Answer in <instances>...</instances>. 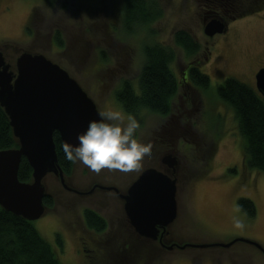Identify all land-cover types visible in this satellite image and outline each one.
I'll list each match as a JSON object with an SVG mask.
<instances>
[{"label": "rangeland", "instance_id": "374dc122", "mask_svg": "<svg viewBox=\"0 0 264 264\" xmlns=\"http://www.w3.org/2000/svg\"><path fill=\"white\" fill-rule=\"evenodd\" d=\"M218 1L156 0L160 16L127 30L121 0H0V48L12 66L21 50L42 53L78 82L99 112L111 108L127 117L115 91L124 81L136 89L145 45L170 47L178 80L172 110L168 116L144 112L137 121L136 137L151 145L150 157L131 173L108 169L97 173L76 162L70 182L78 188L94 182L124 187L143 169L158 167L159 157L176 145L184 173L170 238L179 244L241 238L264 247V173L244 168L237 173L242 137L233 112L215 95L216 87L228 77L256 90L254 75L264 68V0H228L232 9L224 16ZM214 17L223 19L226 30L208 37L203 27ZM177 31L190 34L198 46L194 53L175 44ZM190 64L209 77L206 91L194 88L188 77V88L179 84L182 68ZM230 168L236 172L227 173ZM44 183L52 206L33 225L53 245L59 234L63 264H264V254L243 242L227 248L171 251L139 242L120 227L121 204L112 194L95 192L78 198L52 174ZM241 197L254 203L252 219L237 207ZM84 208L103 217L106 230L88 229L81 214ZM236 219L244 222L242 229L234 226Z\"/></svg>", "mask_w": 264, "mask_h": 264}, {"label": "water", "instance_id": "95a60500", "mask_svg": "<svg viewBox=\"0 0 264 264\" xmlns=\"http://www.w3.org/2000/svg\"><path fill=\"white\" fill-rule=\"evenodd\" d=\"M225 30L226 24L217 17L209 19L203 27L208 37ZM254 80L256 91L264 99V68L257 70ZM0 108L17 144L0 150L2 209L30 222L39 219L47 209L44 196L49 195L44 181L52 174L65 191L78 198L91 196L95 189L117 193L123 201L125 219L138 237L161 242L165 228L173 227L179 213V187L175 177L160 166L174 169L176 158L171 153L159 157L158 167L143 169L122 193L109 183L96 184L87 191L72 187V175L65 176L57 163L53 134H58L61 144H77V133L90 120L99 119V110L78 82L58 64L42 53L21 50L12 66L0 48ZM22 158L31 168L27 182L17 176ZM236 242L252 245L264 254V247L257 242L241 238L228 243L169 244L166 250L175 246L179 250L227 248Z\"/></svg>", "mask_w": 264, "mask_h": 264}, {"label": "trees", "instance_id": "16d2710c", "mask_svg": "<svg viewBox=\"0 0 264 264\" xmlns=\"http://www.w3.org/2000/svg\"><path fill=\"white\" fill-rule=\"evenodd\" d=\"M121 16L127 30L136 23L148 24L160 16L156 0H121ZM55 40L60 43L59 34ZM174 42L186 53H194L198 46L187 31L174 33ZM145 63L141 68L137 87L124 81L115 91V98L124 111L139 121L144 112H154L168 116L171 112V99L175 96L178 80L172 70L175 60L173 50L162 44L143 47ZM188 80L194 88L206 91L209 77L198 67L188 69ZM216 97L233 112L238 131L242 137L241 163L246 170L264 173V99L260 94L236 78L228 77L215 90ZM57 163L63 174L68 176L72 162L64 158L62 144L58 134H53ZM17 147L12 137L8 119L0 108V150ZM230 168L227 173H235ZM18 179L27 182L31 177V168L22 158L19 164ZM43 202L47 208L52 206L49 195ZM237 207L252 219L256 209L249 198H238ZM82 217L88 229L101 233L106 230V221L97 212L82 209ZM55 245L48 242L34 227L33 222L20 216H14L0 207V264H63L59 252L62 242L59 234L55 236Z\"/></svg>", "mask_w": 264, "mask_h": 264}, {"label": "clouds", "instance_id": "9594fccd", "mask_svg": "<svg viewBox=\"0 0 264 264\" xmlns=\"http://www.w3.org/2000/svg\"><path fill=\"white\" fill-rule=\"evenodd\" d=\"M98 117L77 133V144H62L64 158L72 163L80 162L97 173L101 169L137 172L141 161L149 158L151 153V145L136 137L140 124L132 116L125 117L111 108L98 112ZM234 226L242 229L244 222L236 219Z\"/></svg>", "mask_w": 264, "mask_h": 264}, {"label": "flooded vegetation", "instance_id": "af4514ba", "mask_svg": "<svg viewBox=\"0 0 264 264\" xmlns=\"http://www.w3.org/2000/svg\"><path fill=\"white\" fill-rule=\"evenodd\" d=\"M218 5L220 7H222V11H221V14L222 16H224L226 13L230 12L231 9H232V4H230L228 2V0H219L218 1ZM221 19V18H220ZM223 20V19H222ZM197 67V65L195 64H190V65H186L185 67L182 68V71H181V80L179 81V84L183 87H187L188 88V81L186 80V77H187V72H188V69L191 68V67ZM185 68V69H184ZM184 69V70H183ZM165 136V135H164ZM165 153H171L175 158H176V165L174 166V169H169L167 167H165L164 165H160L161 168L164 169V171L166 173H168L171 177H175L176 179V183H177V186L178 183L180 182L179 179L182 178L183 176V173H184V165L183 163L181 162L180 160V150L177 148V146L175 145V148H171V149H167ZM158 158V157H157ZM158 160V159H157ZM160 160V159H159ZM158 160V161H159ZM72 166H73V163H72ZM71 172L70 174L68 175L69 177L71 176ZM96 184H99L98 182H94V183H91L87 188H80L82 191H87L89 190L90 188H92L94 185ZM131 183L125 185L124 187H121V186H116V188L119 190L120 193H122L123 191H126L127 188L129 187ZM74 186V188H76L77 186L73 185L72 184V187ZM78 188V187H77ZM178 188V187H177ZM97 190L99 189H95L92 191V193L90 195H92L93 193L97 192ZM178 190V189H177ZM106 193H109V194H114L115 198L119 201V203L121 204V212L123 213L122 215V220L123 222L120 223V225H123V226H120L121 228H123L124 230L128 231L129 234H131L130 236L133 235V239L135 240H138L139 242H148V243H151V244H157L159 247H161L162 249H166L167 248V245L169 244H177V240L173 239V238H170V232L172 230V228L170 229V227H166L164 232H163V236L161 238V242L160 241H149V240H146L144 238H141V237H138L133 229L130 227V225L127 223V220L125 219V214H124V211H123V201H121L120 197L118 196L117 193H115L114 191H106ZM73 194V193H72ZM76 195V194H75ZM78 196V195H76ZM82 198V197H80ZM83 198H86L85 196ZM85 209V208H84ZM89 209V208H88ZM176 222V221H175ZM174 222V223H175ZM173 223V224H174ZM174 249H178L176 246L173 247L171 250H174ZM170 250V251H171Z\"/></svg>", "mask_w": 264, "mask_h": 264}, {"label": "crops", "instance_id": "0c3cea01", "mask_svg": "<svg viewBox=\"0 0 264 264\" xmlns=\"http://www.w3.org/2000/svg\"><path fill=\"white\" fill-rule=\"evenodd\" d=\"M236 169H237V173L240 172V171H242L243 170L242 163H240V168L239 169L236 168Z\"/></svg>", "mask_w": 264, "mask_h": 264}]
</instances>
